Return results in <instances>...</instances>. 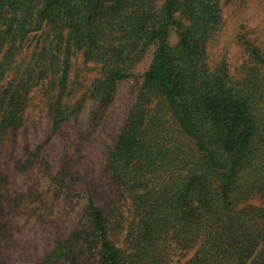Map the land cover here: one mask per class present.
<instances>
[{
    "label": "trees",
    "instance_id": "1",
    "mask_svg": "<svg viewBox=\"0 0 264 264\" xmlns=\"http://www.w3.org/2000/svg\"><path fill=\"white\" fill-rule=\"evenodd\" d=\"M222 24L221 0H0V140L65 47L101 65L91 96L103 102L117 83L143 78L107 163L132 202L125 247L89 195L85 228L37 264H81L83 250L86 264H173L178 250H195L181 264H264V53L242 38L250 62L239 77L225 60L210 66ZM42 36L48 44L18 71L28 41ZM151 47L150 68L136 75ZM69 108L60 93L55 120Z\"/></svg>",
    "mask_w": 264,
    "mask_h": 264
},
{
    "label": "rangeland",
    "instance_id": "2",
    "mask_svg": "<svg viewBox=\"0 0 264 264\" xmlns=\"http://www.w3.org/2000/svg\"><path fill=\"white\" fill-rule=\"evenodd\" d=\"M162 2L157 0L159 5ZM221 4L223 24L209 44L208 61L212 67L227 61L231 74L239 77L242 65L250 62L240 39L264 53V0H221ZM177 41L173 28L170 42ZM44 44H48L45 36L28 41L18 58V71L28 67ZM153 51L151 47L145 52L133 73L143 75L150 68ZM57 59L46 78L30 84L22 123L0 140V256L7 264H37L51 253L57 239L84 229L89 195L112 219L114 242L125 247L132 202L111 178L107 163L143 78L117 83L111 98L103 102L91 96L95 81L103 77L101 65L85 61L75 47L63 48ZM60 93L71 112L64 121L55 120ZM83 251L80 263H91L92 254ZM194 252H174L173 264L184 263Z\"/></svg>",
    "mask_w": 264,
    "mask_h": 264
}]
</instances>
